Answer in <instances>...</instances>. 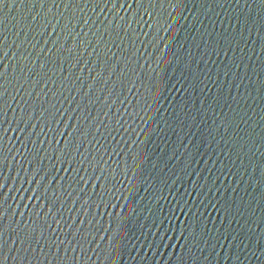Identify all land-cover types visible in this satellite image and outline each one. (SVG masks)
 <instances>
[{
    "label": "water",
    "instance_id": "95a60500",
    "mask_svg": "<svg viewBox=\"0 0 264 264\" xmlns=\"http://www.w3.org/2000/svg\"><path fill=\"white\" fill-rule=\"evenodd\" d=\"M0 264H264V0H0Z\"/></svg>",
    "mask_w": 264,
    "mask_h": 264
}]
</instances>
